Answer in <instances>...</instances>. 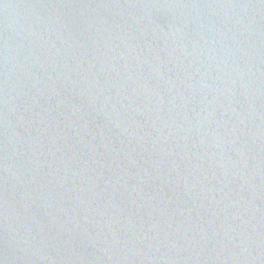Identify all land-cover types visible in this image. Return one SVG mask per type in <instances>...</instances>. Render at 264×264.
I'll return each instance as SVG.
<instances>
[{
  "label": "water",
  "instance_id": "1",
  "mask_svg": "<svg viewBox=\"0 0 264 264\" xmlns=\"http://www.w3.org/2000/svg\"><path fill=\"white\" fill-rule=\"evenodd\" d=\"M0 264H264V0H0Z\"/></svg>",
  "mask_w": 264,
  "mask_h": 264
}]
</instances>
